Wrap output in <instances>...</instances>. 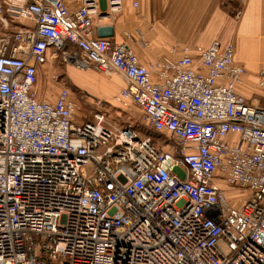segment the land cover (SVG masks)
<instances>
[{
	"label": "built area",
	"instance_id": "obj_1",
	"mask_svg": "<svg viewBox=\"0 0 264 264\" xmlns=\"http://www.w3.org/2000/svg\"><path fill=\"white\" fill-rule=\"evenodd\" d=\"M220 1L241 16L245 0ZM123 8L25 0L31 27L0 40V264H264V105L238 92L233 45L141 62L96 34ZM49 57L119 76L113 99L148 134L101 112L77 121L66 88L39 98Z\"/></svg>",
	"mask_w": 264,
	"mask_h": 264
},
{
	"label": "crops",
	"instance_id": "obj_2",
	"mask_svg": "<svg viewBox=\"0 0 264 264\" xmlns=\"http://www.w3.org/2000/svg\"><path fill=\"white\" fill-rule=\"evenodd\" d=\"M24 1L0 0L2 16L7 20V24L0 22V40L14 25L31 27V22L18 17ZM236 4L220 0H124L122 12L100 24L112 26V39L127 44L141 62L171 56V49L179 55L186 48L206 47L212 41L220 48L231 43L234 60L246 70L238 92L248 104L263 106L264 90L257 83L264 72V0H245L238 19L233 17ZM123 85L117 75L105 79L110 93ZM38 97L44 98L40 94Z\"/></svg>",
	"mask_w": 264,
	"mask_h": 264
},
{
	"label": "rangeland",
	"instance_id": "obj_3",
	"mask_svg": "<svg viewBox=\"0 0 264 264\" xmlns=\"http://www.w3.org/2000/svg\"><path fill=\"white\" fill-rule=\"evenodd\" d=\"M110 77V76H109ZM96 69L89 67L79 70L60 57H49L48 62L40 66L37 74L38 94L53 100L61 88L69 91L76 106V120H93L95 112H101L107 123L117 127L131 123L141 135L148 134L141 123L139 111L132 105L117 103L105 88V79L109 78ZM154 139V135H151ZM246 193V190H243ZM228 196L229 192H228Z\"/></svg>",
	"mask_w": 264,
	"mask_h": 264
},
{
	"label": "water",
	"instance_id": "obj_4",
	"mask_svg": "<svg viewBox=\"0 0 264 264\" xmlns=\"http://www.w3.org/2000/svg\"><path fill=\"white\" fill-rule=\"evenodd\" d=\"M96 34L98 37H112L113 36V27L110 25L99 26L96 29Z\"/></svg>",
	"mask_w": 264,
	"mask_h": 264
}]
</instances>
